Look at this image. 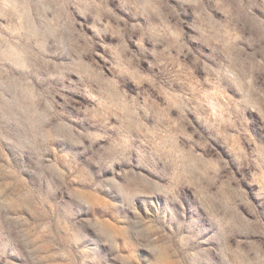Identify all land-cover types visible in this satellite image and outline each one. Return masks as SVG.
Segmentation results:
<instances>
[{
	"label": "rangeland",
	"instance_id": "374dc122",
	"mask_svg": "<svg viewBox=\"0 0 264 264\" xmlns=\"http://www.w3.org/2000/svg\"><path fill=\"white\" fill-rule=\"evenodd\" d=\"M0 264H264V0H0Z\"/></svg>",
	"mask_w": 264,
	"mask_h": 264
}]
</instances>
